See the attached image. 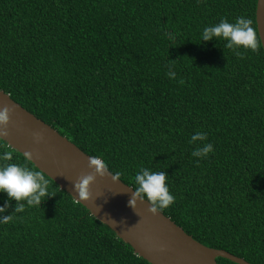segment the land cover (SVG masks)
<instances>
[{
  "label": "trees",
  "instance_id": "trees-1",
  "mask_svg": "<svg viewBox=\"0 0 264 264\" xmlns=\"http://www.w3.org/2000/svg\"><path fill=\"white\" fill-rule=\"evenodd\" d=\"M255 7L0 0V89L132 188L140 167L164 172L175 198L164 215L208 247L264 264V51L200 41L222 17L256 30ZM196 131L213 145L207 158L190 155ZM4 151L39 170L0 138ZM45 176L52 196L0 223V264H150Z\"/></svg>",
  "mask_w": 264,
  "mask_h": 264
},
{
  "label": "water",
  "instance_id": "water-1",
  "mask_svg": "<svg viewBox=\"0 0 264 264\" xmlns=\"http://www.w3.org/2000/svg\"><path fill=\"white\" fill-rule=\"evenodd\" d=\"M255 22L264 51V0H256ZM5 107L9 109L8 135L1 139L23 156L31 153L28 160L35 167L150 264H219L217 257L251 264L224 249L202 244L160 210L150 213L147 202L137 201L135 208L130 207L134 189L119 178L113 181L109 170L103 177L95 176L89 185V200L80 201L73 184L80 177L94 174L88 166L92 156L0 89V109Z\"/></svg>",
  "mask_w": 264,
  "mask_h": 264
},
{
  "label": "clouds",
  "instance_id": "clouds-1",
  "mask_svg": "<svg viewBox=\"0 0 264 264\" xmlns=\"http://www.w3.org/2000/svg\"><path fill=\"white\" fill-rule=\"evenodd\" d=\"M167 39L172 40V33H164ZM224 41V47L239 55V49L255 52L261 42L257 37V32L252 26V21L244 16L237 17L234 22H229L225 18H220L218 23L205 26L200 33V41L207 42L212 39ZM166 75L169 79L176 76L173 66L168 65ZM179 83H183L180 80ZM9 121V109H0V138L8 135L7 125ZM207 133L196 131L191 135L189 143L195 145L190 155L194 158H207L213 151L211 143H201L206 141ZM24 159H31V153L26 152ZM12 156L8 151L0 152V193L6 195L8 199L4 201V206L0 207V223H7L14 219V214L21 213L25 207H39L41 202L52 196L50 192L49 180L40 170L29 167L24 163H8ZM88 166L93 169L94 174L80 177L78 182L73 184V189L77 193L80 201H88L90 198L89 185L94 181L95 176L103 177L108 172L107 165L102 163L100 157H89ZM119 172L111 174L113 181L118 180ZM167 175L162 171H153L146 167H140L134 173V191L128 201L129 206L136 207L137 201L149 205L148 211L157 214L159 210L165 209L174 203V195L170 192L166 183ZM9 200H14V210L4 215L9 207Z\"/></svg>",
  "mask_w": 264,
  "mask_h": 264
}]
</instances>
